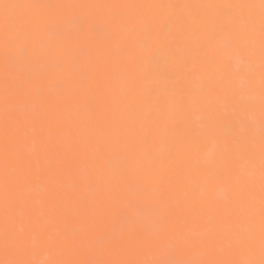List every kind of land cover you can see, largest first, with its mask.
Instances as JSON below:
<instances>
[{"label": "bare ground", "instance_id": "obj_1", "mask_svg": "<svg viewBox=\"0 0 264 264\" xmlns=\"http://www.w3.org/2000/svg\"><path fill=\"white\" fill-rule=\"evenodd\" d=\"M2 2L37 6L10 10L18 43L31 50L9 73L20 87L11 113L22 126L20 156L36 162L42 132L52 149V166L59 161L55 180L32 174L22 185L31 209L44 210L41 224L58 227L47 234L35 226L27 230L31 254L24 258L91 264L258 260L260 0ZM235 5L256 7H227ZM242 15H251L253 23L242 25ZM3 18L0 8V234L8 72ZM49 21L67 29L63 42L48 31ZM229 39L238 47L221 60L218 50ZM36 40L48 41L47 50ZM251 41L254 46L246 48ZM41 65L48 66L43 74ZM250 79V93L234 94ZM241 104L248 105L246 114ZM250 138L255 140L251 153L245 148ZM225 144L229 150L221 157ZM129 184L151 194V203L167 189L165 215L173 214L179 230L158 232L143 213L150 201L129 193ZM250 223L254 248L234 243L225 250L219 240L216 247L209 245L220 233L231 235ZM10 227L26 230L19 215ZM113 231L123 232L125 243L111 248L92 243Z\"/></svg>", "mask_w": 264, "mask_h": 264}, {"label": "snow or ice", "instance_id": "obj_2", "mask_svg": "<svg viewBox=\"0 0 264 264\" xmlns=\"http://www.w3.org/2000/svg\"><path fill=\"white\" fill-rule=\"evenodd\" d=\"M37 7L31 4H12L3 3L0 0V8L4 9L3 18V32H4V48H5V68L8 70L5 77V90H4V124H3V209L5 225L2 234H0V244H2V250L4 253V259H0V264H91L90 261H73L67 259H56L48 262H40L34 259H26L24 257L31 254V250L27 247V235L26 231L31 230L32 227H38L44 233H51L58 231L57 226H48L41 224L40 217L43 215V209L39 212L34 211L29 206L27 200L24 198L22 192V185L27 178L32 175H43L55 180L59 172V161L55 167L52 166L50 159V152L52 151L49 143L43 137V133H37L41 137L40 140V153L36 158V162H25L19 153L17 144L18 139L21 137L22 126L20 122L14 120L11 113L15 111L13 104V97L20 92L19 85L9 78V73L16 68L17 60L20 57H28L31 55V50L26 47H21L18 43L16 35V17L10 15V10L19 9H31ZM55 7V6H46ZM79 7V6H77ZM237 8L254 9L256 5H235L227 6ZM260 108H259V164H260V225H259V259L245 258L242 260H182V259H162L154 261H112L110 264H264V0H260ZM239 22L242 25H251L253 18L251 15L241 16ZM48 31L54 35L59 42H63L67 29H59L57 26L49 21L47 25ZM37 46L42 50H47L49 42L45 40H36ZM255 41H251L246 48L253 47ZM238 44L235 40H225L221 49L218 50V56L221 60L228 58L232 49L237 48ZM241 56L244 52L241 51ZM47 65L40 66V72L43 74L47 71ZM245 71H248V65H244ZM254 89V81L249 80L246 89H240L234 94L250 93ZM201 93L205 91L202 87ZM241 113H247L248 105H240ZM35 131V130H34ZM255 147V140L251 139L246 142L245 148L249 153ZM229 150L228 145L225 144L220 148L221 157L224 156ZM226 174H230V170H226ZM86 180L88 178H85ZM128 192L140 199H148L150 204L148 207L143 208V213L152 218L155 221L157 231L166 233L171 228L179 230V224L172 218L173 214L169 213L165 215V205L169 197V191L165 189L158 199L154 203H151L153 197L148 192L142 190L139 186L129 184L127 188ZM248 205L250 208L254 206L255 200L252 189L246 194ZM50 199L54 198V194L50 195ZM227 207V205H226ZM23 218L26 230L20 233L12 230L10 225L15 221L17 216ZM127 237L123 232L113 231L107 233L102 238L92 241L98 247H118L125 243ZM220 242V247L225 250H231L233 244H240L247 246L249 249L254 248L256 242L255 225L249 224V226L243 231H232L231 235L227 234V231L220 233L219 237H214L209 241L211 247H216L217 242ZM45 242H50L46 239Z\"/></svg>", "mask_w": 264, "mask_h": 264}]
</instances>
